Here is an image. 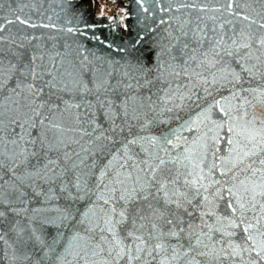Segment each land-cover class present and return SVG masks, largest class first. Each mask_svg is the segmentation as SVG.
<instances>
[{"label":"snow or ice","instance_id":"obj_1","mask_svg":"<svg viewBox=\"0 0 264 264\" xmlns=\"http://www.w3.org/2000/svg\"><path fill=\"white\" fill-rule=\"evenodd\" d=\"M210 31L155 76L0 47V264L264 262V32Z\"/></svg>","mask_w":264,"mask_h":264},{"label":"water","instance_id":"obj_2","mask_svg":"<svg viewBox=\"0 0 264 264\" xmlns=\"http://www.w3.org/2000/svg\"><path fill=\"white\" fill-rule=\"evenodd\" d=\"M229 4H232L231 8ZM131 5L126 29H123L119 17L94 15L88 0H19L13 7H23V12L15 14L7 10L5 0L4 16L7 19L15 21L19 15L38 27L19 22L7 24L0 19V25L4 26V31L0 32L3 37L0 47L5 51L14 48L12 41L15 40L16 44L23 42L28 51L35 45L47 50L55 48L70 60L86 56L90 66H99L100 71L116 64L122 71L127 63L135 66L138 60L140 66L155 76L162 62L170 61L165 49L175 43L172 37L179 36L182 27L185 30L195 28L199 23L210 35L213 28L216 35L226 33L227 36L242 30L257 36L264 32L259 28V24L264 23L260 19L264 16V4L260 0H143L142 5L138 0H132ZM245 16L249 19L245 20ZM252 20H256V24L249 27ZM69 28L73 31L69 32ZM33 37L38 39L33 40ZM220 94L227 96L228 91L222 88L217 93ZM200 95L203 96V92ZM190 110L195 112L197 109L193 105ZM188 111L186 109L181 115L186 116ZM220 147L226 146L221 144ZM251 255L254 257L255 253ZM249 259L245 252L242 259L225 257L224 264H246ZM3 264H11V261L5 259Z\"/></svg>","mask_w":264,"mask_h":264},{"label":"flooded vegetation","instance_id":"obj_3","mask_svg":"<svg viewBox=\"0 0 264 264\" xmlns=\"http://www.w3.org/2000/svg\"><path fill=\"white\" fill-rule=\"evenodd\" d=\"M92 13L96 16H114L121 19L122 28L126 29L127 16L132 0H88Z\"/></svg>","mask_w":264,"mask_h":264}]
</instances>
